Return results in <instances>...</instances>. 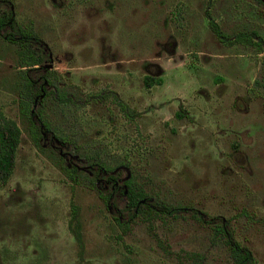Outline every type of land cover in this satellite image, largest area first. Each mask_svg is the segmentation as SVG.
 Instances as JSON below:
<instances>
[{
    "label": "rangeland",
    "instance_id": "1",
    "mask_svg": "<svg viewBox=\"0 0 264 264\" xmlns=\"http://www.w3.org/2000/svg\"><path fill=\"white\" fill-rule=\"evenodd\" d=\"M4 3L49 52L42 65L51 68L52 86L45 91L57 85L75 94L68 104L53 92L42 99L44 119L55 143L65 138L61 151L71 163L83 166L73 160L75 149L97 152L109 164L121 160L154 199L194 208L196 216L180 211L115 223L119 200L105 205L86 179L71 181L56 163L57 149L48 146V132L39 140L42 149L33 144L17 102L25 67H19L13 40L0 37V112L20 128L12 172L0 184V264H232L213 227L218 219L227 220L233 238L264 264V88L253 82L264 44L257 52L252 44L219 42L204 15L207 10L228 39L254 30L264 40V4ZM27 72L35 76L41 68ZM145 74L160 81L145 88ZM106 89L116 92L126 115L110 100L76 101ZM70 199L77 206L81 254L67 227Z\"/></svg>",
    "mask_w": 264,
    "mask_h": 264
},
{
    "label": "trees",
    "instance_id": "2",
    "mask_svg": "<svg viewBox=\"0 0 264 264\" xmlns=\"http://www.w3.org/2000/svg\"><path fill=\"white\" fill-rule=\"evenodd\" d=\"M256 1L262 3L264 0ZM204 15L207 18L209 28L218 38L228 43L252 44L257 47V52L262 50L264 40L261 36L257 35L254 30H250L249 32H235L233 37L228 39L222 34L220 28L212 20L207 10H204ZM8 17V12L2 15L0 18V25H3ZM16 33L19 34V37L13 40V44L16 46V59L19 63V67H25L23 68L24 70L20 72L22 80L19 83V89L17 91L19 96L17 99L18 111L28 120L27 131L33 144L42 149V144L39 141L42 137V132L50 129L49 123L43 116L42 99L45 93L53 92V98L55 97L57 102L67 104L74 102L75 94L73 91H68V89L57 85L53 86V91L52 89L45 91L42 82V79H45V74L41 73L37 76L28 74V69H36L32 67L33 64H40L42 55L39 52L40 50L36 48V36L30 28L16 25ZM261 68L262 71L259 78L254 79L253 82L264 88V54L261 59ZM159 81V77H154L149 74L142 76V83L145 88ZM76 99H78L76 101L80 104L97 100H110L114 102L121 111H125V105L122 100L118 97L116 92L110 89L98 92H86ZM35 101L36 108H32V104H35ZM174 115L176 117H181L182 112L175 111ZM19 138L20 128L15 120L0 112V184L5 183L12 172ZM58 139L62 141L61 143H64L65 138L63 136L60 135ZM75 152H77V155L80 157V161L83 164L82 167L77 168L74 165L68 166L65 162L63 163L60 154L56 153L57 165L62 172L75 183L78 181L79 177L86 179L88 186L96 190L98 197L105 205L110 204L113 206V204L119 200L121 206L117 208V206L114 205L117 215L113 216L112 219L115 223L125 225L127 224V220L133 217H138L141 220L150 222L152 218L158 217L160 213L175 215L180 211H189L191 216H196V210H194V208L173 206L161 200L154 199L144 189L141 183L135 179L133 173L129 169L125 171L119 167L122 164L121 160H118L114 164H109L104 158L100 157L97 152L90 153L86 149L81 150V153H78L75 149ZM60 161H62L63 164H61ZM121 171H123L124 174L122 176L121 185H119L117 177ZM226 222L227 220L218 219V222L215 223L213 227L217 233L222 235L232 264H257L249 249L239 244L233 238ZM67 227L76 243L77 253L81 254L83 251V244L79 223L77 221V206L71 199L69 201ZM191 255L196 256V254Z\"/></svg>",
    "mask_w": 264,
    "mask_h": 264
},
{
    "label": "flooded vegetation",
    "instance_id": "3",
    "mask_svg": "<svg viewBox=\"0 0 264 264\" xmlns=\"http://www.w3.org/2000/svg\"><path fill=\"white\" fill-rule=\"evenodd\" d=\"M5 0H0V18L2 17V15H4L6 12L9 13V17L7 19V21L3 24V25H0V37L4 40H15L19 37V34L16 33V22L15 20L13 19V12H12V9L9 7V5H5L4 3ZM262 3L264 4V1H262ZM5 5V7L1 8V5ZM211 30V29H210ZM213 33V32H212ZM214 34V33H213ZM223 34V33H222ZM224 35V34H223ZM214 36L216 37V39L219 41V42H222V43H226L227 41L225 40H222L220 38H218L215 34ZM225 36V35H224ZM33 42V41H32ZM37 43V42H36ZM36 45V48H38L42 55V58H41V62L40 64H33L32 67H35L36 69L37 68H41V72L39 73H36L35 76L37 75H40L41 73H44L45 74V79H42V82H43V87L44 85L46 86H52V83H51V79H50V76L53 75L52 72H50L51 68L48 67L47 65L43 64L42 63L45 61V59L47 58L49 60V52H46L43 47H41L40 49V44ZM38 45V46H37ZM34 69V70H36ZM262 69V68H261ZM262 71V70H261ZM29 74V73H28ZM261 74V73H260ZM30 75V74H29ZM32 76V75H31ZM54 77V76H53ZM154 77H159L158 75L154 76ZM97 101H101V100H97ZM118 107V106H117ZM123 112V111H122ZM183 113L182 112V116H183ZM123 115H126L125 114V111L123 112ZM181 116V117H182ZM45 132H48L45 137V139L47 140V143H48V146L52 149L56 148L57 149V153L60 154V156L62 157V159L65 161V163L69 166V165H74L76 166L75 164H72L71 163V159H69L70 157V154L68 152H62V144L61 143L62 141H60L58 138L57 142L59 143H55V140L53 138V132H51L50 130H47ZM53 133V134H52ZM55 136V134H54ZM44 139V131L42 132V137ZM73 156H76V153L73 154ZM71 158V157H70ZM73 158V157H72ZM73 160H77V161H80V157L78 156V158L76 157L75 159L73 158ZM81 162V161H80ZM77 168H79L78 166H76ZM120 168L123 167V165H120L119 166ZM122 181V180H121Z\"/></svg>",
    "mask_w": 264,
    "mask_h": 264
}]
</instances>
